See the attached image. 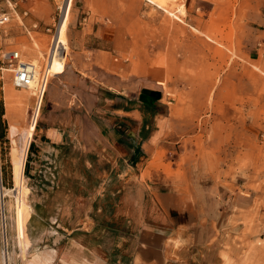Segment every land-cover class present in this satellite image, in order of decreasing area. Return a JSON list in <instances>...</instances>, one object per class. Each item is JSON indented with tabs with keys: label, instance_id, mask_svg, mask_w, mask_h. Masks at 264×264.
I'll return each mask as SVG.
<instances>
[{
	"label": "rangeland",
	"instance_id": "rangeland-1",
	"mask_svg": "<svg viewBox=\"0 0 264 264\" xmlns=\"http://www.w3.org/2000/svg\"><path fill=\"white\" fill-rule=\"evenodd\" d=\"M179 1L165 11L149 0H73L65 63L79 50L105 70L163 84L173 114V143L163 157H180L179 182L200 174L227 191L226 221L197 264H264V0ZM63 2L0 0V15L10 18L0 24V264L5 254L9 264H58L65 246L67 228L30 220L32 211L14 219L12 199L1 193L16 184L18 165L27 179L25 203L43 200L44 164L34 147L23 148L29 133L35 137L42 95L15 85L3 55L19 51L44 67ZM159 162L172 177V163Z\"/></svg>",
	"mask_w": 264,
	"mask_h": 264
},
{
	"label": "crops",
	"instance_id": "crops-1",
	"mask_svg": "<svg viewBox=\"0 0 264 264\" xmlns=\"http://www.w3.org/2000/svg\"><path fill=\"white\" fill-rule=\"evenodd\" d=\"M73 52L49 79L27 149L46 182L30 220L67 228L58 264H197L226 221L227 191L200 174L179 182L180 157H163L173 114L160 81ZM159 160L172 163V177Z\"/></svg>",
	"mask_w": 264,
	"mask_h": 264
},
{
	"label": "bare ground",
	"instance_id": "bare-ground-1",
	"mask_svg": "<svg viewBox=\"0 0 264 264\" xmlns=\"http://www.w3.org/2000/svg\"><path fill=\"white\" fill-rule=\"evenodd\" d=\"M149 1L152 4H155L156 6H158L160 8H163L164 10L165 9L168 10L169 9V6H171L172 4H174L177 0H149ZM177 3H176V6H177ZM72 5H73V0H64V2H63V5L61 7L62 17L60 16L61 21H60V23H58L59 24L58 25V29H57V32H56V34L54 36V39L52 41L53 42V48L51 49V51H49L50 53L48 52L49 53V56L46 59L45 66L44 67L41 66L42 64L40 63V60L39 59H34L31 62L33 64V66L35 67L34 81H33L32 85H31V87L29 88V90L32 91L31 92L32 93L31 95H33V96L34 95H37V92L36 91L38 89V86H39V83L40 82H42L43 80H45L47 78L52 77L53 74H55L57 71L61 70L65 66V62L67 60V55L69 54V48H70L69 47L68 37H67V29H68V26H69L70 10H71ZM179 8L181 9V11H184L182 4L179 5ZM171 13H172L171 15H174L173 12H171ZM174 16L177 19L179 18V20H181L179 16H177V15H174ZM183 23H184V21H183ZM181 27H182V25H181ZM176 37H177V35H176ZM205 42H206V40H205ZM220 42H221V40H220ZM205 44H207V43H205ZM138 52H140V51H138ZM139 55H140V53H139ZM23 97H26V96L23 95ZM7 110H8V113L11 112V105H8ZM31 140H32V132L29 133L28 136H27V138L25 139V143H24L23 148L26 149V151H27V148H28L29 144L31 143ZM17 162L19 163V160L18 159H17ZM15 176H16V179L17 180H16V184L14 185V187L13 188H5L1 192L2 193V196H9L12 199V215L14 216V219H15L16 213L18 214L20 211L28 212L31 209V205H28L27 203H25V194H26L28 185H27V179L25 177V171H24V169L22 167H20V166L17 165V169L15 171ZM5 253H6V251H5ZM4 257H5L4 258L5 264H9L7 254H5ZM4 262H3V264H4ZM32 263H35V264H48L47 260H38L37 262L36 261H34V262L32 261Z\"/></svg>",
	"mask_w": 264,
	"mask_h": 264
},
{
	"label": "built area",
	"instance_id": "built-area-1",
	"mask_svg": "<svg viewBox=\"0 0 264 264\" xmlns=\"http://www.w3.org/2000/svg\"><path fill=\"white\" fill-rule=\"evenodd\" d=\"M8 13H3L0 15V24H5L9 22ZM5 61L11 68V71L14 73V83L17 87L29 89L34 81L35 76V67L31 62H27L22 59V56L19 51H10L6 52L3 55ZM49 83V78L43 80L39 83L37 93L39 92L42 95V105L39 106V114L37 119V124L40 121L41 112L43 108V102L45 100V95ZM37 99V96H35ZM36 102V101H35ZM36 104V103H35ZM35 106V105H34ZM35 107L32 109V119L36 116ZM31 119V120H32Z\"/></svg>",
	"mask_w": 264,
	"mask_h": 264
},
{
	"label": "trees",
	"instance_id": "trees-1",
	"mask_svg": "<svg viewBox=\"0 0 264 264\" xmlns=\"http://www.w3.org/2000/svg\"><path fill=\"white\" fill-rule=\"evenodd\" d=\"M0 138H2V134H0Z\"/></svg>",
	"mask_w": 264,
	"mask_h": 264
}]
</instances>
